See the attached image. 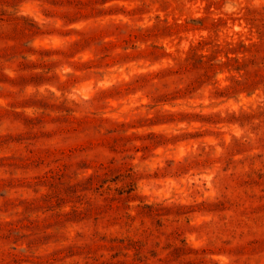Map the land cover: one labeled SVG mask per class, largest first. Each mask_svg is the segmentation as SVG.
<instances>
[{
	"label": "rangeland",
	"instance_id": "374dc122",
	"mask_svg": "<svg viewBox=\"0 0 264 264\" xmlns=\"http://www.w3.org/2000/svg\"><path fill=\"white\" fill-rule=\"evenodd\" d=\"M0 264H264V0H0Z\"/></svg>",
	"mask_w": 264,
	"mask_h": 264
}]
</instances>
